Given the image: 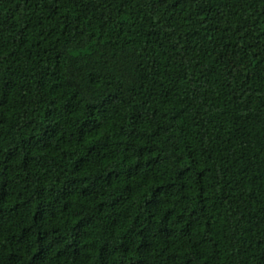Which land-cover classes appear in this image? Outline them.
Segmentation results:
<instances>
[{
	"label": "trees",
	"instance_id": "trees-1",
	"mask_svg": "<svg viewBox=\"0 0 264 264\" xmlns=\"http://www.w3.org/2000/svg\"><path fill=\"white\" fill-rule=\"evenodd\" d=\"M0 264H264V0H0Z\"/></svg>",
	"mask_w": 264,
	"mask_h": 264
}]
</instances>
